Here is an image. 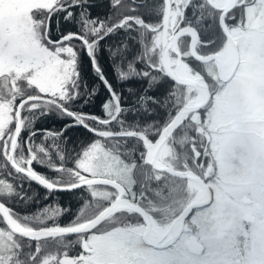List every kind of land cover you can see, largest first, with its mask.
Segmentation results:
<instances>
[{
    "label": "snow or ice",
    "instance_id": "snow-or-ice-1",
    "mask_svg": "<svg viewBox=\"0 0 264 264\" xmlns=\"http://www.w3.org/2000/svg\"><path fill=\"white\" fill-rule=\"evenodd\" d=\"M248 5L0 0V264H264V168L176 94L227 91Z\"/></svg>",
    "mask_w": 264,
    "mask_h": 264
},
{
    "label": "rangeland",
    "instance_id": "rangeland-1",
    "mask_svg": "<svg viewBox=\"0 0 264 264\" xmlns=\"http://www.w3.org/2000/svg\"><path fill=\"white\" fill-rule=\"evenodd\" d=\"M264 5L256 4L244 9L245 28L237 41L240 63L228 83L227 91L215 88L206 107V124L219 114V132L242 150L248 163L244 177L259 179L264 146ZM191 91V90H189ZM189 103L197 96L186 92ZM182 104V105H183ZM197 117L199 114L194 112ZM258 171V172H257ZM254 182V181H252ZM248 184V183H247Z\"/></svg>",
    "mask_w": 264,
    "mask_h": 264
},
{
    "label": "water",
    "instance_id": "water-1",
    "mask_svg": "<svg viewBox=\"0 0 264 264\" xmlns=\"http://www.w3.org/2000/svg\"><path fill=\"white\" fill-rule=\"evenodd\" d=\"M230 49L232 52V61L230 64V68L227 70H222L221 72L224 79L227 81L230 80L231 77L233 76L241 59L240 50L237 43H235ZM201 59L207 61L208 58L201 57ZM166 62H167L166 56H162L161 63L166 64ZM179 79L181 83H187L189 85V87L187 88L188 90L195 89L196 92H200L201 94V100L198 103H194V100H192L191 102L182 105L181 112L184 114V116H187L189 113L196 112V109L198 108L202 109L209 101L211 92L208 85L204 83L202 78L196 80L193 77L191 79H186L184 77L179 76Z\"/></svg>",
    "mask_w": 264,
    "mask_h": 264
},
{
    "label": "trees",
    "instance_id": "trees-1",
    "mask_svg": "<svg viewBox=\"0 0 264 264\" xmlns=\"http://www.w3.org/2000/svg\"><path fill=\"white\" fill-rule=\"evenodd\" d=\"M105 2H106V0H105ZM108 11H109V9H107V8H105V7H101V8H97V9H95V10H94V14H95V12H99L101 15H103L105 12H108ZM104 63H105L106 69H107V60H106V58H105ZM108 75H109V78H110V79L113 78V73L111 72V70H108ZM113 82L115 83V80H113ZM129 86H132V85H131L130 83H126V84H124V85H117V87H118L121 91H123L124 96H127V95H128L127 92L124 91V89H126V88L129 87ZM137 86H138V85H137ZM208 87H209L210 92H211V94H212V93L214 92V90H215L216 87H212L211 84H208ZM187 91H188L189 95H192V94H193L192 90L189 91L187 88L182 90V89L180 88V86L177 85V88H176V94H177V96L182 97V99L179 101V102L181 103V105L184 103V101L187 100V96H186V92H187ZM103 95H106V93H104ZM127 103H131V98L128 99ZM202 109H205V110H206V107H203ZM95 111H99V110H98V109H95ZM198 114H199V113H198ZM127 118H128L129 120H132V119H134L135 117H133V116L130 114ZM47 126H48V127H56L57 125H54L53 123L50 122ZM38 127H39V125H38ZM206 134H207V133H206ZM33 187L36 188V189L41 193V195H43V192H44L43 189L39 188V186H37V185H35V184L33 185ZM68 199H69V198H68L67 196H65V197L62 198L61 202L67 201ZM44 203H48V202L42 201L39 205H37V204H33V205H31V207H30L29 209H27V210H28V211H34V210H35L36 208H38V207L42 208V207L44 206ZM73 209L75 210V203H73ZM21 210H23V209H21Z\"/></svg>",
    "mask_w": 264,
    "mask_h": 264
},
{
    "label": "bare ground",
    "instance_id": "bare-ground-1",
    "mask_svg": "<svg viewBox=\"0 0 264 264\" xmlns=\"http://www.w3.org/2000/svg\"><path fill=\"white\" fill-rule=\"evenodd\" d=\"M225 55L229 58L230 64H231V61H232V52H231V49H228L225 52ZM179 76L184 77L186 79H191L192 78L186 71L180 73ZM200 100H201V94H200V92H197V96L194 99V103H198Z\"/></svg>",
    "mask_w": 264,
    "mask_h": 264
},
{
    "label": "flooded vegetation",
    "instance_id": "flooded-vegetation-1",
    "mask_svg": "<svg viewBox=\"0 0 264 264\" xmlns=\"http://www.w3.org/2000/svg\"><path fill=\"white\" fill-rule=\"evenodd\" d=\"M261 159V168H264V152H262V155L260 156ZM258 172V171H257ZM254 181V182H252ZM259 179H255V180H250L248 179L246 183H248L249 185H257L258 184Z\"/></svg>",
    "mask_w": 264,
    "mask_h": 264
}]
</instances>
